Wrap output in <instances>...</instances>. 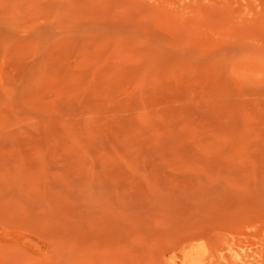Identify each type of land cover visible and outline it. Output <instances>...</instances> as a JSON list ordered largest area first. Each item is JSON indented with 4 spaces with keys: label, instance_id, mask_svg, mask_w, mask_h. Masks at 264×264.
<instances>
[{
    "label": "rangeland",
    "instance_id": "374dc122",
    "mask_svg": "<svg viewBox=\"0 0 264 264\" xmlns=\"http://www.w3.org/2000/svg\"><path fill=\"white\" fill-rule=\"evenodd\" d=\"M264 264V0H0V264Z\"/></svg>",
    "mask_w": 264,
    "mask_h": 264
},
{
    "label": "bare ground",
    "instance_id": "6f19581e",
    "mask_svg": "<svg viewBox=\"0 0 264 264\" xmlns=\"http://www.w3.org/2000/svg\"><path fill=\"white\" fill-rule=\"evenodd\" d=\"M184 257L187 264H213L209 261L207 249L201 242H197L187 247L185 249Z\"/></svg>",
    "mask_w": 264,
    "mask_h": 264
}]
</instances>
